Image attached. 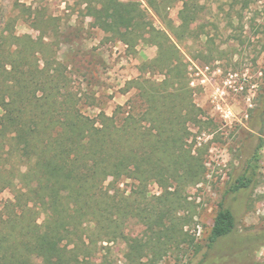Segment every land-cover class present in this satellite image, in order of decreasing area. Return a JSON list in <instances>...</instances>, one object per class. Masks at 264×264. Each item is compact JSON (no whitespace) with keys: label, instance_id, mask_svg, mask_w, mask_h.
Returning a JSON list of instances; mask_svg holds the SVG:
<instances>
[{"label":"trees","instance_id":"trees-1","mask_svg":"<svg viewBox=\"0 0 264 264\" xmlns=\"http://www.w3.org/2000/svg\"><path fill=\"white\" fill-rule=\"evenodd\" d=\"M144 1L162 29L146 19L140 2L85 3L94 26L129 48L157 47V56L144 62L129 84L138 91L141 118L121 106L112 116L103 111L96 118L85 115L69 66L56 53L48 57L37 49L52 46L43 37H16L25 46L0 53V194L14 193L0 207V264H88L100 244L128 236L133 264L195 244L181 212L188 192L205 181L207 167L204 153L190 143V126L203 129L212 122L202 120L203 111L193 101L179 44L192 34L197 12L187 11L186 3L176 26L166 12L174 0ZM157 72L162 80L147 76ZM263 147L262 141L228 193L255 184ZM123 182L131 185L129 195L121 189ZM152 184L158 195H150ZM135 226L146 229L130 237ZM236 227L233 212L220 202L208 247ZM195 248L196 254L202 250Z\"/></svg>","mask_w":264,"mask_h":264},{"label":"rangeland","instance_id":"rangeland-1","mask_svg":"<svg viewBox=\"0 0 264 264\" xmlns=\"http://www.w3.org/2000/svg\"><path fill=\"white\" fill-rule=\"evenodd\" d=\"M86 1L0 0L1 56L9 55L16 45L25 46L26 41L19 44L16 37L30 36L35 41L43 37L52 46L41 44L37 49L48 57L56 53L57 60L69 66V77L82 97L85 115L96 118L103 111L112 116L121 106L123 112L141 118L144 110L138 91L129 84L140 75L142 64L157 56V47L141 43L129 48L111 32L94 26ZM131 1L141 3L155 29L163 28L144 0ZM174 1L166 12L176 26L181 23L186 3L187 11L197 12L192 34H186L179 44L189 85L196 66L210 67L207 77L215 80L206 86H190L194 103L203 111L202 120L212 122L203 129L190 126V143L204 153L207 176L188 192L181 212L185 230L202 250L196 254L195 244H187L163 257L145 258L143 264H264V147L255 184L238 193L227 192L264 142V0ZM108 22L112 24V19ZM151 34V29L145 33L146 37ZM147 76L163 79L158 72ZM121 189L129 195L131 185L123 182ZM149 190L150 195L160 192L155 184ZM13 199V191L5 190L0 194V207ZM222 201L233 212L237 227L232 235L208 247ZM44 219L42 213L39 222ZM145 229L131 228L130 237L142 235ZM127 239L129 236L117 243L100 244L88 264H133L127 254Z\"/></svg>","mask_w":264,"mask_h":264},{"label":"built area","instance_id":"built-area-1","mask_svg":"<svg viewBox=\"0 0 264 264\" xmlns=\"http://www.w3.org/2000/svg\"><path fill=\"white\" fill-rule=\"evenodd\" d=\"M195 70L196 71L194 73V77L190 83V86L192 88H195L197 85L206 86L207 84H211L213 81L215 82V80L213 78L207 77V74L209 72H211L210 67H208V66H206V67L196 66ZM230 83H231V81H230Z\"/></svg>","mask_w":264,"mask_h":264}]
</instances>
